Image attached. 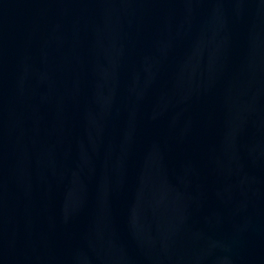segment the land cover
I'll return each mask as SVG.
<instances>
[{
    "label": "water",
    "instance_id": "obj_1",
    "mask_svg": "<svg viewBox=\"0 0 264 264\" xmlns=\"http://www.w3.org/2000/svg\"><path fill=\"white\" fill-rule=\"evenodd\" d=\"M0 264H264V0H0Z\"/></svg>",
    "mask_w": 264,
    "mask_h": 264
}]
</instances>
